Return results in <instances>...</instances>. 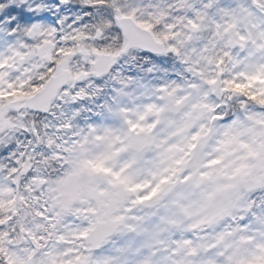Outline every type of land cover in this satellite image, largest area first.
Wrapping results in <instances>:
<instances>
[{
	"label": "snow or ice",
	"instance_id": "1",
	"mask_svg": "<svg viewBox=\"0 0 264 264\" xmlns=\"http://www.w3.org/2000/svg\"><path fill=\"white\" fill-rule=\"evenodd\" d=\"M0 264H264V0H0Z\"/></svg>",
	"mask_w": 264,
	"mask_h": 264
}]
</instances>
